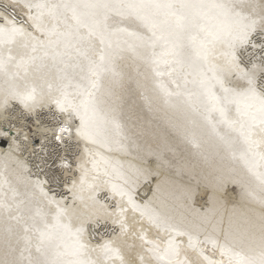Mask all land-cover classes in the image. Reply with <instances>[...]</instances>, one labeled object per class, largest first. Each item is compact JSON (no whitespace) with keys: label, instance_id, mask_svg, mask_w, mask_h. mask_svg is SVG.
Returning a JSON list of instances; mask_svg holds the SVG:
<instances>
[{"label":"snow or ice","instance_id":"6c2138e0","mask_svg":"<svg viewBox=\"0 0 264 264\" xmlns=\"http://www.w3.org/2000/svg\"><path fill=\"white\" fill-rule=\"evenodd\" d=\"M0 264H264V0H0Z\"/></svg>","mask_w":264,"mask_h":264},{"label":"bare ground","instance_id":"6f19581e","mask_svg":"<svg viewBox=\"0 0 264 264\" xmlns=\"http://www.w3.org/2000/svg\"><path fill=\"white\" fill-rule=\"evenodd\" d=\"M136 110L140 112L143 125L145 127V133L141 137V144H155L157 142L164 144L167 143L172 151L164 152L165 158H175L176 160L181 159H190L193 158V148L190 143H188L184 138L182 133L178 132L176 129L169 127L167 120L168 117L163 113H148L147 109L143 107V101L137 99L136 101ZM154 159V158H150ZM167 171V169H165ZM173 171H175L173 169ZM178 183L187 184L189 182L192 183L193 186L196 184V180L190 176H176ZM154 187V185H152ZM233 185L228 186V201H239V196L236 192L232 191ZM141 196L151 197L152 193L148 191L147 187H144L140 193ZM207 197L204 195V189L201 187L197 189L195 192V200L197 206L203 204ZM227 207L229 210L233 208L232 203H228ZM238 210L243 211L244 209L237 205Z\"/></svg>","mask_w":264,"mask_h":264}]
</instances>
